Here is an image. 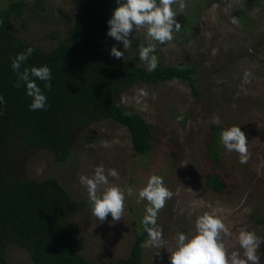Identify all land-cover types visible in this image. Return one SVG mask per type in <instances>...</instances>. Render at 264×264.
I'll return each mask as SVG.
<instances>
[{"label":"rangeland","instance_id":"rangeland-1","mask_svg":"<svg viewBox=\"0 0 264 264\" xmlns=\"http://www.w3.org/2000/svg\"><path fill=\"white\" fill-rule=\"evenodd\" d=\"M9 0H0V7ZM26 7L22 21L12 20V31L22 41L48 50L72 21L78 0H41L42 10H31L34 0H22ZM172 5L181 30L164 44L151 41L146 28L133 35L148 44L155 43L158 63L188 66L195 75V92L179 80L156 84L138 82L120 95L125 112H135L148 124L152 148L136 154L127 131L119 123L105 119L86 127L72 144L63 162H54L50 151L41 149L19 154L12 165L33 180L55 178L74 200H83L68 224L67 240L81 246L78 252L96 263L116 264L127 256L134 235L143 229L147 201L138 200L139 191L151 175L163 178L173 193L157 217L168 250H175V237L194 234L197 217L209 213L220 217L232 233L224 242L229 251L243 250L235 239L241 230L254 232L264 240V227L257 222L264 216V0H183ZM232 17L238 24L231 23ZM117 47L125 50L122 42ZM159 54V55H158ZM249 73L245 82V73ZM147 91L139 97L138 90ZM178 117H183L178 121ZM219 117V123L213 118ZM217 125L218 137L231 126H239L248 141L249 159L240 163L239 154L228 151L218 140L220 162L211 169L225 183L221 192L204 182L208 165L203 159L210 125ZM183 165V166H182ZM115 169L119 178L109 176V186L125 192L122 220L104 222L92 215L87 190L79 176L91 177L94 168ZM133 189L132 196L127 189ZM148 239V235L143 243ZM142 247L140 264H170L166 249ZM159 251V254L155 253ZM264 264V242L258 249ZM6 264H31L26 253L4 245Z\"/></svg>","mask_w":264,"mask_h":264},{"label":"trees","instance_id":"trees-1","mask_svg":"<svg viewBox=\"0 0 264 264\" xmlns=\"http://www.w3.org/2000/svg\"><path fill=\"white\" fill-rule=\"evenodd\" d=\"M26 5L22 0H9L0 7V96L4 99L0 104V264L7 262L6 244L23 250L31 264H104L89 261L78 252L80 239L77 245L67 240L70 218L85 202L71 198L55 178L33 180L12 165L19 154L23 157L41 149L50 151L54 162H63L78 134L105 119L123 126L133 151L145 154L153 145L149 126L137 113L121 108L120 95L138 82L169 80L182 81L195 92V75L191 67L160 63L155 71H147L139 48L148 43L137 35L129 37L131 46L121 51L116 40L106 35L117 0H78L72 21L48 50L22 41L12 31V20L22 21ZM29 9L42 10V1L34 0ZM113 46L124 58L110 55ZM29 47L34 51L21 71L41 66L51 71V90L33 77L46 96L45 107L35 111L30 110L32 98L24 84L14 87L17 75L11 68L12 60ZM219 128L210 125L202 155L207 171L221 159ZM204 182L215 192L226 186L214 170L205 174ZM257 222L264 227V216ZM146 234L143 229L136 232L127 256L116 264H140Z\"/></svg>","mask_w":264,"mask_h":264},{"label":"clouds","instance_id":"clouds-1","mask_svg":"<svg viewBox=\"0 0 264 264\" xmlns=\"http://www.w3.org/2000/svg\"><path fill=\"white\" fill-rule=\"evenodd\" d=\"M179 2L180 9L185 7L183 0H117L118 6L113 10L111 18L108 20L109 30L107 36L122 42L127 50L130 46V38L135 29L146 28L147 37L151 41L164 44L173 40L174 32L181 30V24L175 19L176 13L172 5ZM2 23V21H0ZM231 23L238 24V19L232 17ZM34 49L29 47L25 52L19 53L11 64L12 70L17 75V82L14 87H20L21 83L26 88V94L32 98L30 110H40L45 107L46 96L35 80L45 82V88L51 90V71L47 66L24 68L21 66L33 53ZM156 51V44L149 43L147 46L141 45L139 48V58L145 63L149 72L155 71L158 66V58L153 55ZM110 55L121 59L124 53L117 50L115 46L111 48ZM249 73H245V82ZM35 78V80L33 79ZM146 97L147 91L138 90L139 97ZM4 99L0 96V104ZM2 114V112H0ZM178 121L183 117H178ZM213 123H219V117L213 118ZM221 143L228 151H235L239 154L240 163H247L249 159L248 141L246 135L239 126H231L220 134ZM183 166V165H182ZM119 178L115 169L107 170L103 166L94 168L91 177L80 175L79 182L87 190L88 201L91 206L92 215L101 222L111 215L112 222L122 220L125 210V192L118 186H109L108 177ZM133 189L128 187L127 195L132 196ZM173 193L165 186L164 180L159 175H151L147 184L138 193L137 203L147 201L146 214L141 221L144 232L148 239L142 247L155 248L160 250L166 248L163 238V231L157 225V217L160 210L171 199ZM232 233L223 220L213 214L205 213L197 217L194 226V234L189 238L184 233H178L175 237V250H167L171 253L170 264H260L258 249L264 240H261L254 232L241 230L235 237L240 251H229L224 242L225 237H231ZM159 254V251L155 253Z\"/></svg>","mask_w":264,"mask_h":264}]
</instances>
